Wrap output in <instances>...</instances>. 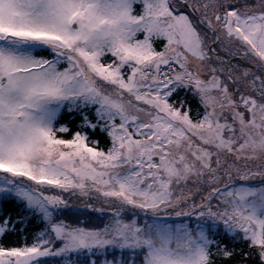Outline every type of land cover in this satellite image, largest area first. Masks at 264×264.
Returning <instances> with one entry per match:
<instances>
[{"label": "snow or ice", "instance_id": "1", "mask_svg": "<svg viewBox=\"0 0 264 264\" xmlns=\"http://www.w3.org/2000/svg\"><path fill=\"white\" fill-rule=\"evenodd\" d=\"M237 257L264 264V0H0V264Z\"/></svg>", "mask_w": 264, "mask_h": 264}, {"label": "trees", "instance_id": "2", "mask_svg": "<svg viewBox=\"0 0 264 264\" xmlns=\"http://www.w3.org/2000/svg\"><path fill=\"white\" fill-rule=\"evenodd\" d=\"M69 119H71V118L65 116V120H69ZM10 211L12 212L13 217L16 218V212L20 211V209H17V208H11ZM25 215H30V214L25 213ZM33 224H35V221H33ZM222 235H223V234H222ZM10 239H14V237H10ZM224 242H225V243H228L230 247L235 246V245L233 244V242L230 241V240H225ZM237 243H238V242H237ZM239 250H240V248L237 247V251H239ZM217 264H224V262H223L222 260H218V261H217ZM232 264H240V258L237 257L236 260L232 262Z\"/></svg>", "mask_w": 264, "mask_h": 264}, {"label": "rangeland", "instance_id": "3", "mask_svg": "<svg viewBox=\"0 0 264 264\" xmlns=\"http://www.w3.org/2000/svg\"><path fill=\"white\" fill-rule=\"evenodd\" d=\"M226 58H227V57H226ZM72 203H73L75 206L82 207L81 202L78 201V200H75V198H73ZM85 211L90 212V214H91L93 217H98V216H100V213L91 212V210H89V209H85Z\"/></svg>", "mask_w": 264, "mask_h": 264}]
</instances>
